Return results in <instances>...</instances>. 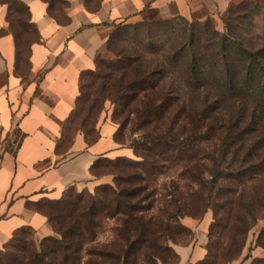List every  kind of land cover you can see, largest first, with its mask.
<instances>
[{
  "label": "trees",
  "instance_id": "16d2710c",
  "mask_svg": "<svg viewBox=\"0 0 264 264\" xmlns=\"http://www.w3.org/2000/svg\"><path fill=\"white\" fill-rule=\"evenodd\" d=\"M0 2L3 5L7 0ZM25 10L29 28L35 30L27 6ZM17 15L22 16V11ZM233 22L227 23L223 33L211 30L208 24L205 31L192 26L190 31L179 32L183 38L177 44L148 51V55L128 56L114 51L118 60L106 62L103 67L97 61L95 70L82 75L81 94L66 133L72 132V124L85 110L90 118L97 110L100 95L104 100L113 98L122 106L125 123L134 117L133 134L139 135L142 143L133 144L131 149L141 160L117 159L129 160L135 170L119 176L116 188L103 187L94 202H84L80 196L77 203L71 204L70 191L61 201L46 204L43 209L57 237L45 238L40 250L33 249L24 264H136L140 250L156 263L170 250L167 243L172 223L176 224L175 213L165 210L164 205L158 212L165 217L148 218L156 208V192L151 190L149 180L165 169L181 171L186 196L193 191V184L201 188L208 182H228L223 199L231 204V211L237 208L236 223L241 224L243 234L249 233L259 217L264 219V194L259 192L264 180V30L250 37L240 33ZM16 23L26 26L22 19ZM138 26L149 30L152 25L144 21L121 25L117 30ZM11 27L12 24L9 29L16 37L18 50L27 60L36 30L34 39L22 42ZM95 73H99V86L85 91L83 79ZM112 81L116 89L110 96L106 93ZM78 130L90 142L95 140L97 132L92 139L88 131ZM117 160H99L92 173L102 162ZM248 189L255 200L252 203H244ZM101 192L105 194L102 199ZM177 205V199H173L169 206L176 210ZM51 206L55 207L52 214ZM109 220H115L117 225L115 241L100 246L98 239ZM26 231L32 230L17 231L11 241ZM235 236L231 247L236 245ZM11 241L0 256L7 252ZM257 246L264 249V229ZM252 264H264V258H256Z\"/></svg>",
  "mask_w": 264,
  "mask_h": 264
},
{
  "label": "crops",
  "instance_id": "0c3cea01",
  "mask_svg": "<svg viewBox=\"0 0 264 264\" xmlns=\"http://www.w3.org/2000/svg\"><path fill=\"white\" fill-rule=\"evenodd\" d=\"M240 1L23 0L36 30L27 60L10 32L8 9L0 5V251L21 229H31L40 241L54 236L46 204L108 183L92 173L99 160L135 157L117 140L119 126L107 113L92 142L79 130L66 133L81 77L95 70L113 31L155 18L220 20ZM210 224L209 214L184 220L195 236L191 244L174 247L178 264L207 258ZM247 258L232 264H252Z\"/></svg>",
  "mask_w": 264,
  "mask_h": 264
},
{
  "label": "rangeland",
  "instance_id": "374dc122",
  "mask_svg": "<svg viewBox=\"0 0 264 264\" xmlns=\"http://www.w3.org/2000/svg\"><path fill=\"white\" fill-rule=\"evenodd\" d=\"M0 5L2 3L0 2ZM26 4L23 0H7L2 6L7 7L8 12L6 19L12 24L11 30L19 37L20 41L26 42L29 39L35 38V30L30 29L28 25V15L26 12ZM19 11H22V16H18ZM234 14L235 16H232ZM19 17V18H18ZM21 17V18H20ZM22 19L25 21V25L29 28L27 31L25 27H20L16 21ZM235 19V20H233ZM234 21V27L238 28L240 33H246L250 37L261 34L264 30V0H242L236 3L231 12L229 11L222 19H205V20H192L188 23L181 18L172 19H153L148 20L146 23L151 24L148 30L147 26L138 27H125L119 30H114L110 35L106 47L105 53L98 59L100 67L106 62L118 60L115 52H124L126 55L135 54H147L148 51L152 52L156 49H169L172 45L177 44L183 36L182 30L190 31L192 26H196L197 30L202 29L205 31L210 28L216 29L220 33L226 31V25L228 22ZM195 22L196 24L192 25ZM208 24V28L205 26ZM150 54V53H149ZM99 74V73H98ZM97 73L92 75H86L83 79V86L85 91L95 90L99 86V75ZM114 81V79H113ZM112 81V85L108 86L107 93L110 96L114 95L116 87L113 88L115 83ZM104 100V96L100 95L97 101V110L93 112L90 118L86 117V110L83 114H80L71 126L72 132L78 129L86 130L89 132L91 138H94L95 129L104 113L110 115V118L118 124L119 129H122V133L118 135L121 144L132 148V145L141 144L139 135L133 134V119L131 116L129 123H125L127 118L125 114H122V106L113 101V98ZM103 107L99 114V109ZM133 150V149H132ZM134 151V150H133ZM135 153V151H134ZM133 161H140L141 159L136 156ZM133 165L129 163V160L121 159L117 161H104L100 167L94 171V176L100 180H107L108 183L101 184L95 190H87L82 195L72 192L69 195V201L71 204L78 202L79 197L82 196L84 202L95 201L96 194L105 186L117 187V180H120L121 175L134 171ZM180 170L165 169L163 174L156 176L149 180L151 190L156 192V208L152 211L148 218L156 220L161 215L163 217L166 214H160L158 210L161 205L165 206V210L170 213H175L176 224L172 223L170 240L167 243L168 249L162 255V258L155 263L148 259L144 250L138 252L136 258V264H178L177 253L174 249L177 245H188L194 241V233L192 230L184 226V220L187 218L194 220H202L206 215H210L211 224L208 230V258L204 264H232L237 260L254 259L253 254L259 258H264V249L257 246V240L264 229V219L259 217L256 223L253 224L248 234H243L241 224L236 223L237 208L234 207V211H231V204H226L227 201L223 199V188L228 185V182H219L214 184L208 182L205 187L198 188L196 185H191L193 191L189 196H186L185 181L180 177ZM118 176V178H116ZM155 178L157 180H155ZM213 181V178H210ZM260 193L264 194V180L260 184ZM244 203L254 202V198L251 196V190L245 191ZM175 195V196H174ZM105 194L102 192L99 198L102 199ZM96 198V199H95ZM173 199H177L178 209L171 208L170 202ZM236 205V201L234 202ZM246 205V204H245ZM251 205V204H250ZM50 208V214L53 209ZM49 210V207H48ZM163 212V211H161ZM55 215H58V211H55ZM117 227L115 220L106 221L103 225V231L98 239L100 246H106L112 244L115 241V228ZM235 233V234H234ZM235 236L236 245L231 247L230 243ZM54 236L57 237L54 232ZM246 241V243H244ZM38 240L35 233L32 231H26L21 234L18 240H12L7 248V252L0 256V264H24L28 257H30L33 249L40 250L41 243ZM244 244V246H242Z\"/></svg>",
  "mask_w": 264,
  "mask_h": 264
}]
</instances>
